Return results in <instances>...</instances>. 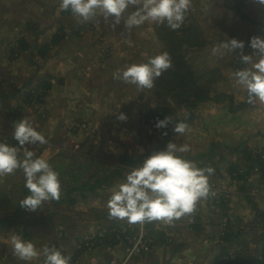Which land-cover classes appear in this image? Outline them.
<instances>
[{"label":"crops","instance_id":"0c3cea01","mask_svg":"<svg viewBox=\"0 0 264 264\" xmlns=\"http://www.w3.org/2000/svg\"><path fill=\"white\" fill-rule=\"evenodd\" d=\"M60 2L61 0H0V11L4 9L6 12L0 21V142L12 146L17 144L13 139V123L22 118H26L34 128L41 126L35 129L46 139L48 137L45 146L35 149L39 144L37 143L27 147L35 156H43L48 160L50 166L59 174L61 183L59 200L45 201L36 211H29L20 206V201L30 194L24 186L23 171L16 170L13 174L0 177V227L6 228L4 232L0 231V249L12 252L10 256L13 261L26 264L13 255L10 243L13 235H19L24 240L31 241L41 251L45 246H59L66 255L77 256L80 264H106L113 257H123L125 248L117 244L103 249L97 248L99 250H85L81 241L85 237L100 236L101 225L108 226L111 218L100 210V205L109 200L112 189L118 185L115 173H124L125 168H130L121 159L142 160V156L148 151L157 149L155 147L158 135H153L151 149L142 146L145 142L148 144V135H151L150 131L142 128L144 126L139 101L140 95L147 88L141 89L114 79L117 71L134 63H146L143 59H146L147 54L135 53L130 58L126 48L123 51L119 49V43H125L126 36L117 32L113 34L112 28L100 37L101 43H105V40L108 47L105 56H110L105 60L102 59L101 52L88 47L89 41L82 36L65 35L63 40L53 44L54 34L66 21H72L77 31L86 25L85 21L73 15L63 14ZM32 11H36L37 15H32ZM56 14L57 21L45 24L43 28L41 19L44 16L53 18ZM33 16L41 18L34 20ZM59 16L66 20L58 22ZM7 19L10 20L9 25L5 23ZM111 23L115 25L113 21L108 24L111 26ZM105 24L106 22L100 27L105 28ZM122 26L119 24L118 28ZM43 45L48 46L45 57L39 53ZM22 46L27 49H22ZM97 47L99 46L96 45ZM33 91L35 94L40 91V100L30 102ZM135 92L139 95L135 96ZM38 97L36 94L35 100ZM32 103H35L34 107ZM137 107L139 111L134 114ZM40 109L47 110L51 115L38 125L36 116ZM120 113H124L127 119H117ZM135 119L142 127L134 125ZM78 123L88 124L91 132L81 131L77 127L75 130L70 129V126ZM117 123L118 126L114 129L111 124ZM122 124L126 125L124 130ZM115 132L118 134L114 137ZM121 132L123 138L119 136ZM50 137H54L51 143ZM104 137L108 139V143L99 152L94 149L96 146L82 147L86 151V158L92 160V166L86 163H61L64 158L84 156L85 153L77 151L81 147L79 142L84 138L90 144L93 140V145L96 142L100 145ZM62 139H70L78 144L73 143L70 146L72 142ZM118 139L126 143V148L117 149L116 146L121 143ZM50 144L51 147L47 148ZM138 144L141 147H136L138 150H135ZM245 145L246 143L244 147ZM247 146L252 149L250 145ZM19 155L23 156V150ZM99 164L102 170L105 168V173L99 169ZM133 168L136 167L130 169ZM260 170V180L264 184V168ZM75 171H80V175H75ZM66 172L70 173L72 179L64 180ZM110 175L114 177L105 180ZM119 176L124 178L123 174ZM248 183L242 181L237 186L238 190L226 192V203L222 204L224 207L218 206L211 195L212 190L219 191L218 187H210L208 197L198 201L197 208L202 213L195 227L186 225L190 214L174 219L171 223L152 221L154 230L158 233L157 245L151 253L152 256L140 264H213L216 258L226 254L237 256L248 264H259L264 260V205L261 203L262 195L251 192L250 183L247 187ZM219 192L223 195L225 191ZM86 200L97 201V206L94 205L89 210ZM67 206L69 210L65 209ZM12 217H20L21 222L11 223ZM87 218H91L94 223L89 222L91 225L80 228L79 222ZM136 224L147 225V222ZM175 251H185L187 254L172 260L171 256ZM43 261L44 257L41 255L30 264H43Z\"/></svg>","mask_w":264,"mask_h":264},{"label":"clouds","instance_id":"9594fccd","mask_svg":"<svg viewBox=\"0 0 264 264\" xmlns=\"http://www.w3.org/2000/svg\"><path fill=\"white\" fill-rule=\"evenodd\" d=\"M254 2L264 6V0H254ZM190 5L191 0H61L60 2L61 10H70L79 20L88 21L99 12L105 20L114 18L115 24L120 23L129 8H134L135 10L124 19L127 29L151 22L157 25L166 24L171 30H177L183 25ZM244 47V41L229 38L213 51L216 53L223 49L231 52L236 49L242 50ZM249 47L254 50L258 59L253 61L251 55L241 54V61L252 66L237 70L233 74L235 83L247 91L248 103L258 100L264 104V38L251 37ZM171 67L170 54L162 52L149 57L146 63H134L117 71L114 73V79L136 85L141 89H151L154 81ZM117 119L124 121L127 117L124 113H120ZM169 123L168 118L158 119L155 127L166 129ZM186 128L187 125L180 122L174 126L173 131L183 135ZM163 135H167V132ZM13 139L17 141L15 146L0 142V177L22 169L24 186L30 194L20 201V206L29 211H36L45 201L59 200L61 197L59 174L50 166L47 159L43 156H35V153L27 147L46 143L45 136L26 118H22L13 123ZM21 150H23L22 157L19 155ZM188 151H190L189 145H177L169 141L164 149L153 151L148 155L139 167L131 169L126 174L123 183L112 189L106 205L109 216L114 219H126L130 224L145 221L171 223L174 219L192 213L196 204H199L198 201L208 197L209 176L214 169L199 168L194 161L179 155ZM96 242L94 240L92 243L95 245ZM10 243L13 254L26 264L38 260L41 255L44 257L43 264H70L71 258L79 259L77 256L64 255L63 251L47 246L41 251L31 241L24 240L19 235H13Z\"/></svg>","mask_w":264,"mask_h":264},{"label":"rangeland","instance_id":"374dc122","mask_svg":"<svg viewBox=\"0 0 264 264\" xmlns=\"http://www.w3.org/2000/svg\"><path fill=\"white\" fill-rule=\"evenodd\" d=\"M235 1L236 0H234L233 3ZM226 8L227 7H225V0H191L189 11H191L192 16L202 26V28L204 29L206 33L207 39L211 43L209 44L208 47H206L205 49L201 51H195V52L190 53L189 59L190 61L194 63V66L196 67L198 71H205V70L213 71L214 69L220 70L222 81L216 84L217 93H226V94L233 93L236 97V100H243L245 97L246 90L241 88L239 85L235 83V77L233 74L237 70L242 69V66H239L238 62L242 65H245V68H251L252 66L250 63L245 64L241 61L242 53L246 55H251L253 58V61L258 59L257 54L254 53V50L249 47V41H250V38L253 36H260L264 38V6L256 4L254 0H245L243 9H242V12L244 13V15L235 14V12H233L232 10L226 11ZM35 10H38V8H36ZM134 10H135L134 8H129L125 12L124 16L121 18V21L119 23L120 25H123L122 27L118 28L119 24L114 25L113 23H111V26L113 25V27H111L110 24L108 23L109 21L114 22V18L110 17L108 20H105L103 15L98 12L96 16L90 18L88 21H85L86 25L83 28H81L79 31L75 30V28L73 27L72 21H66L62 34L65 33V35H68L69 37H71L72 35L75 37H81V36L85 37L89 41L87 43L88 47L90 46L91 48H93V51L96 50L97 52H101V53L107 52L108 53L107 51L108 47H106L105 45L106 41L104 40L103 42L105 43H101L102 38L100 37L102 36V34H105V32L108 33V30L112 28L113 34L117 32L119 35L124 34V36H126L124 37L125 43L121 45V42H120L119 43L120 46L118 43L117 45L119 46V49L122 51L125 50L124 48H126V51H129L128 56L130 58H132L135 53H139L142 55L143 53L144 54L146 53L147 54L146 56H149V57L155 56L158 54L157 53L158 46H160L157 43L159 41L157 40L156 33H155L156 31L155 27L157 26V24H154L151 22H145L143 25H140L139 27H133L132 29H127L124 25V19H126L127 15L130 14ZM4 13H6L4 9L0 11V14H1L0 21L2 20L3 18L2 15H4ZM47 14H50V13H47ZM32 15H37V12L32 11ZM56 15H57L56 17L53 16V18L51 17L49 19L47 16H44L41 19V22L43 23L42 25L43 28L45 24L55 23V21H57L56 18H58V14ZM39 18L41 17H37V16L32 17V19L34 20H37ZM59 18L60 19L58 20V22L66 20L63 17L61 19L60 16ZM9 22H10L9 19L5 21V23L8 25H9ZM105 22H106V24L104 25L105 28L102 29L100 26L103 25ZM89 24H92V25H89ZM116 28H118V30ZM229 38H236L238 40L244 41V44H245L244 49L242 50L236 49L231 52L221 49V52H223V54H221V52L214 53L213 50L219 48L220 45L223 42H226ZM42 44L43 43H40V45ZM96 45H98L99 47L96 48ZM113 51L114 50L112 49V52ZM119 61L120 60H118V62ZM235 64H237V68L235 67ZM151 89L146 90V100H147L146 103L148 102V104H151L152 102L154 106L157 102L155 101L153 97ZM32 93L34 95L32 97L30 96L31 98L30 102H35L41 99L40 91L39 93H36L39 96L36 100H35L36 98L35 91H33ZM138 95L139 94L135 92V96H138ZM32 98H34V101ZM228 104L229 103L227 102L222 103V104H216L213 102L201 104L197 109L193 111V114H194L193 120L188 123L184 122L187 125V128L183 135H179L173 131V128L175 126L174 125L170 127V130L167 133V135L161 136L162 140L167 141L166 145L169 141L175 142L177 143V145H182V144L189 145L190 151L185 152V153H180L179 155L185 156L189 154L195 157H198L201 154H208L211 150L212 143H216L215 141H217V143L220 142L221 144L229 145L230 148H232L233 150H236V152L234 153L236 157H240L239 155L242 156V153L244 151V150L241 151L244 148V146L242 147L240 151L237 150L238 147H240L239 146L240 144L243 145L244 143H246V145H250L252 148L251 155H253L255 159H260L261 162L262 161L263 162L262 164L255 163L257 164V165L254 164L255 165L254 168L256 169L253 171H250L249 173H246L247 169L245 170L241 169L242 175L244 176H242L240 179H231L228 173V168L232 163L229 160L231 156L230 155L231 151H224V153L226 154L225 157H227V159L225 160H222V161H218V159L205 160V161L200 160L199 163L201 164L202 162L204 163L207 162V164L211 166L213 165L220 170L218 173V175L221 176L220 178H218V176L216 177L212 176L213 174L209 176V183L212 182V184H209L210 187L216 186L218 187L217 189L219 191H225L222 194H226V192L229 193V191L238 190L237 186H239V184L242 181H247L250 183V185L249 183L247 184V187L249 185V189L251 188V192H253L255 195H262L263 202L261 203L264 205V196H263L264 184H262V181L260 180V176H261L260 169L264 168V157H263L264 156V145H263L264 144V104L256 100L253 103V105L255 106L254 108L246 109V110L235 112V113H232L228 110L229 108ZM32 106L34 107L35 103H32ZM140 108H141L140 110L143 109L142 105H140ZM137 109L138 107L136 108V112L134 114H136L139 111V109L138 110ZM50 115H51L50 112H48L47 110L44 111L40 109L38 116H36L37 117L36 122L38 123V125H41V121L43 119L44 120L48 119ZM185 115H186L185 111L181 110L177 116L180 118H184ZM64 120H66V117L64 118ZM78 124L70 126V129L75 130L76 127H79ZM84 124H85V127H83L84 125L79 124L81 125L80 126L81 131H88L89 130L88 124L86 123ZM111 125L112 127H114V129H116L118 126V123L116 125L115 124H111ZM134 125H136L137 127L141 126L138 124L137 119H135ZM124 126L126 125L122 124V130H124L125 128ZM40 127L41 126L35 127V128H40ZM142 128L143 130L145 129V131L146 130L149 131L148 126H144ZM89 132L91 131L89 130ZM84 134L85 133H82V135ZM116 134L118 133L115 132L113 136L114 137L117 136ZM77 136L79 137L78 134ZM119 136L123 138V132H121ZM148 136H149L147 139L148 144L145 143V145H146V148L151 149L154 143L152 141L153 135H148ZM50 138L51 139L49 142L51 143L54 137H50ZM46 140L48 141V137ZM62 140L68 143L72 142L70 146L73 143H75L70 139L68 140L62 139ZM118 140L121 142L120 144H118V142L114 140L115 143L118 144L116 146L117 149L118 148L121 149V147L126 148L127 146L126 143L123 142V140H120V139ZM92 141L93 140H91L92 144H90L89 140L87 138H84L82 142H79V145L81 147L77 149V151L78 153H82V154L85 153L84 156H78V157L72 156L71 158H64V160L61 161V163H75V164L86 163L88 166L90 165L92 166V163H93L92 160L89 158H86L87 157L86 151L85 149H82V147L96 146V148L94 149H96L97 152H99L101 151V149L103 148L105 144L107 145L108 139H106V137L102 138V142L100 145L97 142H96V145H93ZM135 141L139 142L138 139H136ZM76 144L78 143H75V145ZM75 145L73 146L75 147ZM158 145H159V142L156 143L155 148H158ZM42 146H45V143L38 144L34 148L41 149ZM258 146H261V147H258ZM48 147H51V144L47 145V148ZM136 147H141V146L139 144L135 146V150H138ZM120 158H118V160ZM255 159L253 158L254 161H256ZM197 164L198 163H196V165ZM243 164H244L243 161L237 162V165H239V167H242ZM95 167H97V165H95ZM101 168L102 166L99 164V169ZM17 170H20V169H17ZM104 170L102 171L105 173ZM127 173L128 171H124L123 173L124 178L119 176L118 173H115L116 181L118 185L124 182L125 176ZM221 174H224V175L222 176ZM75 175H80V171H75ZM63 178L64 180L72 179L70 173L68 174V172L64 173ZM231 182H233V184H231ZM211 195L212 197H214L213 194ZM215 196H217V192ZM86 201H87L86 206L87 208H89V210L94 205L97 206V201H92V200H86ZM106 205H107L106 201L102 202V204L100 205L101 207L100 210L105 212L107 215H109ZM65 209L69 210L70 208L68 207ZM201 213H202V210L201 211L194 210L192 213H190L188 220H186L187 221L186 225L188 226L191 225L192 224L190 222L191 220L196 221L197 219V221L199 222ZM90 219L91 218H87L81 221L79 219L78 222L80 221L79 222L80 228L93 224L94 221ZM114 220H115V223H114ZM109 225H111L112 227L108 228ZM108 226L102 224L100 227V234L102 236H106V235L109 236V239H106L107 242L103 243L102 246H105V245L107 246L111 242L112 243L116 242L118 243L117 246H123V248H125L123 253H125L126 251V241H124V238H122L121 236H117L115 239H111L113 238L114 234H119L121 231H122L121 234H123V230H127V231L129 230L132 234L138 235L141 231H144V230L146 231V225L137 226L136 223L130 224L125 220L114 219V218L110 219V221L108 222ZM5 230H6L5 227H0L1 232H4ZM94 240H95V237H90V238L85 237V238H82L81 243L82 245H86V244H89L90 242H93ZM52 247L62 252L59 246H52ZM107 247H110V245ZM154 248L155 246L152 247V252L154 251ZM172 248H174V246H172ZM169 251L170 250H168V254H169ZM11 253L9 250L7 251L4 248L0 249V264H20V261L12 260L10 256ZM63 253L65 254L66 252H63ZM151 253L147 255L145 261L148 259L150 255L152 256ZM186 254L187 253H185V251H177V252L175 251L174 255L171 256V259L177 260V258H179L180 256L185 257ZM175 256L177 257L173 258Z\"/></svg>","mask_w":264,"mask_h":264},{"label":"trees","instance_id":"16d2710c","mask_svg":"<svg viewBox=\"0 0 264 264\" xmlns=\"http://www.w3.org/2000/svg\"><path fill=\"white\" fill-rule=\"evenodd\" d=\"M225 0V7L226 11L232 10L235 14L244 15L242 12L243 5L245 0ZM63 14L66 16H72L70 10H63ZM64 25H61L57 32L54 34L53 37V44L60 42L65 37V33L63 32ZM156 37L159 42H157L160 46H158L157 53L160 54L162 52H168L171 57L172 67L168 69L164 74L157 78L154 81V86L152 87L151 91L155 101L157 102L154 106L151 104L146 103V91L142 93L139 97L140 105H142V113H141V121L143 126H148L151 135H158L156 141L159 142V147L154 150H162L166 146V140H162V135L164 132H169L170 127L176 125L180 122H191L194 118L193 111L197 109L201 104L213 102L216 104L222 103H229L228 110L232 113L240 112L246 109L254 108L255 106L253 103H248V94L247 91L245 93V97L243 100H236V97L233 93H217L216 92V84L222 81V76L220 74V70L214 69L213 71H198L194 66V63L190 61L189 55L195 51H201L209 46L211 42L207 39L206 33L199 22L192 16L191 11H187L185 15V20L181 28L177 30H171L166 24L157 25L156 27ZM23 41V40H22ZM23 42H21V45ZM22 49H27V47L22 46ZM48 52V46L43 45L39 49V53L41 56L45 57L46 53ZM101 55L102 59H107L110 56ZM149 56L146 57L148 59ZM239 66H242V69L245 68V65H242L238 62ZM237 68V64H235ZM39 86H43V84H39ZM142 101V102H141ZM183 110L185 111L186 115L184 118L178 117V113ZM168 118L170 123L166 129H157L155 127L156 121L158 119ZM168 138V137H166ZM146 143V142H145ZM145 143L142 145L146 147ZM245 144V143H244ZM243 145H239L243 147ZM238 147L237 150H241ZM244 150V151H243ZM224 151H231V156L229 160L232 162L228 168V173L231 179H240L242 176L241 169H247L246 173H249L254 169V166L258 164H262L260 159H255L253 155H251V149L245 145V147L241 150L243 151L242 156L236 157L234 154L236 150L230 148L229 145L221 144V143H213L211 146V150L208 154H201L198 157L191 156V155H181L185 159L194 161L198 163L199 168H213L214 172L212 173L214 177L221 176L218 175L219 169L215 166H211L207 164V162L199 163L200 160H216L222 161L227 159L226 154ZM153 150L148 151L146 154L142 156V160H133L132 158H123L121 162L124 165H129L130 168L138 167L143 160L150 155ZM241 154V153H239ZM253 158L256 160L254 161ZM238 161H243L244 164L242 167L237 165ZM255 164V165H254ZM130 168H125L124 170L128 171L131 170ZM262 168V166H261ZM119 175L123 174L122 171L117 172ZM245 173V175H246ZM223 176V174H221ZM114 176L110 175L105 180H110ZM213 178V177H212ZM104 180V179H102ZM212 183V182H211ZM210 184V183H209ZM216 191V190H215ZM225 194L221 196V192L217 191V196H214V202L217 203L218 206H223L222 204L226 203ZM225 199V200H224ZM216 205V204H215ZM222 211V210H221ZM21 222L20 217H12L11 223ZM147 222L146 225V232L148 240H152V246L157 245V232L154 230V226L152 222ZM199 222L196 221L195 223L189 225L190 227H195L196 224ZM113 236V235H111ZM117 234H114L113 238L115 239ZM106 239H109V236H97L95 240L97 241L93 248L89 246H82V248H86L85 250H93V249H103L107 246H102L103 243L107 242ZM112 243V242H111ZM118 243H112L110 245H116ZM109 245V244H108ZM99 250V249H97ZM264 257V256H263ZM76 260V259H71ZM213 264H248L244 262L242 259L238 258L237 256H231L229 254L221 255L220 257L216 258ZM259 264H264V260L260 261Z\"/></svg>","mask_w":264,"mask_h":264},{"label":"built area","instance_id":"2783aa9c","mask_svg":"<svg viewBox=\"0 0 264 264\" xmlns=\"http://www.w3.org/2000/svg\"><path fill=\"white\" fill-rule=\"evenodd\" d=\"M83 127H85V125ZM216 192L215 190H212V194L214 196L216 195ZM197 207L198 206L196 204L194 210H198ZM196 221L191 220L190 222L193 224ZM121 233L122 231L119 234H117V236H121L122 238H124V241H126V251L124 253V256L121 258L113 257L112 259L107 261L106 264H140V263H143L147 255H149L152 252V247H153L152 240L151 239L148 240L146 236L147 232L144 230V231H141L138 235L137 234L134 235L129 230L128 231L123 230V234ZM85 246H89L93 248L94 243L90 242L89 244H86ZM71 259H76V260H71L70 264H80L79 259L77 258H71Z\"/></svg>","mask_w":264,"mask_h":264}]
</instances>
